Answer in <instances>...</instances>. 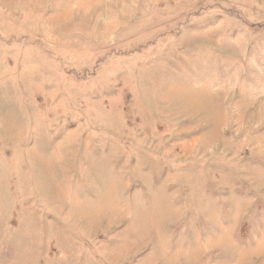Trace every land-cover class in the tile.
<instances>
[{
    "label": "rangeland",
    "instance_id": "rangeland-1",
    "mask_svg": "<svg viewBox=\"0 0 264 264\" xmlns=\"http://www.w3.org/2000/svg\"><path fill=\"white\" fill-rule=\"evenodd\" d=\"M0 264H264V0H0Z\"/></svg>",
    "mask_w": 264,
    "mask_h": 264
}]
</instances>
